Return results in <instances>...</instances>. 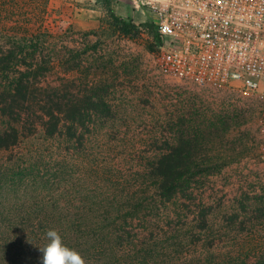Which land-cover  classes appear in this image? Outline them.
Wrapping results in <instances>:
<instances>
[{
  "label": "rangeland",
  "instance_id": "obj_1",
  "mask_svg": "<svg viewBox=\"0 0 264 264\" xmlns=\"http://www.w3.org/2000/svg\"><path fill=\"white\" fill-rule=\"evenodd\" d=\"M81 9L0 0V52L14 41L21 53L9 76L31 68L45 95L96 105L83 104L92 118L79 126V143L38 128L0 150V208H78L109 229L101 253L112 264H264V156L256 148L264 104L238 87L198 89L169 78L152 60L149 36L113 35L101 0H83ZM133 17L144 23L139 11ZM188 137L204 141L199 170L166 200L147 166Z\"/></svg>",
  "mask_w": 264,
  "mask_h": 264
},
{
  "label": "trees",
  "instance_id": "obj_2",
  "mask_svg": "<svg viewBox=\"0 0 264 264\" xmlns=\"http://www.w3.org/2000/svg\"><path fill=\"white\" fill-rule=\"evenodd\" d=\"M101 2L105 12L104 23L113 35L130 40L149 36L152 38L149 51H154L159 43L154 27L147 22L135 24L130 17L115 14L111 9L112 0ZM15 47L16 42L13 41L6 52H0V150L19 146L38 128L47 138L62 136L65 142L79 143V126L92 118L89 109H86L88 113H83V104L89 103V107H95L92 97L63 104V95H57L58 92L55 97L53 94L45 95L46 88L31 78L35 77L31 68H26V73L19 72L18 76L10 77L21 54L16 52ZM4 75L7 80L3 79ZM36 93L43 98L38 100ZM97 101L101 106H107L103 96ZM63 105L68 108L63 110ZM216 125L212 121L209 127L213 130ZM221 127H225V122ZM194 141L189 137L186 140L178 139L176 146H168L159 158L147 166L155 189L166 200L173 198L182 190L184 183L187 184L184 177L193 170H199L201 161L197 160L196 155L204 141L200 145ZM66 163L63 162V167L68 165ZM78 163V158L72 161V164ZM65 205L63 208H0V264H40V248L49 243L46 236L49 229L57 230L63 243L78 251L87 264H112L101 253L103 242L110 234L109 229H101L96 220L90 223L92 220L85 218L81 210ZM95 255L97 259L91 262V257Z\"/></svg>",
  "mask_w": 264,
  "mask_h": 264
},
{
  "label": "built area",
  "instance_id": "obj_3",
  "mask_svg": "<svg viewBox=\"0 0 264 264\" xmlns=\"http://www.w3.org/2000/svg\"><path fill=\"white\" fill-rule=\"evenodd\" d=\"M64 1L76 15V0ZM124 2L148 15L159 39L152 60L169 78L198 89L238 87L264 104V0ZM258 127L264 156V106Z\"/></svg>",
  "mask_w": 264,
  "mask_h": 264
},
{
  "label": "clouds",
  "instance_id": "obj_4",
  "mask_svg": "<svg viewBox=\"0 0 264 264\" xmlns=\"http://www.w3.org/2000/svg\"><path fill=\"white\" fill-rule=\"evenodd\" d=\"M49 243L40 248V264H87L86 260L75 249L63 243L62 237L55 229L46 232Z\"/></svg>",
  "mask_w": 264,
  "mask_h": 264
},
{
  "label": "crops",
  "instance_id": "obj_5",
  "mask_svg": "<svg viewBox=\"0 0 264 264\" xmlns=\"http://www.w3.org/2000/svg\"><path fill=\"white\" fill-rule=\"evenodd\" d=\"M83 0H76V4H75V8H76V11H82L81 9V3H82ZM118 4L121 5V8H122V12L119 13V16L123 17V18H126V17H130L134 20V17H133V12H131V9L130 7L128 6V4L126 2H124V0H119V1H116ZM141 13L142 15V22H144L146 19L144 17V14L142 12H139ZM148 18V17H147Z\"/></svg>",
  "mask_w": 264,
  "mask_h": 264
}]
</instances>
